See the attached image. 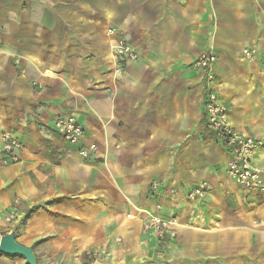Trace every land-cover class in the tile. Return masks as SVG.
Here are the masks:
<instances>
[{
    "label": "crops",
    "instance_id": "0c3cea01",
    "mask_svg": "<svg viewBox=\"0 0 264 264\" xmlns=\"http://www.w3.org/2000/svg\"><path fill=\"white\" fill-rule=\"evenodd\" d=\"M109 28L136 61L117 58ZM209 51L230 123L264 140V0H0V137L22 143L0 167V238L11 209L37 207L16 235L38 264H264V193L228 177L206 129L194 62ZM66 114L84 129L76 146L54 127ZM252 164L264 173V146ZM154 214L176 239L144 231Z\"/></svg>",
    "mask_w": 264,
    "mask_h": 264
},
{
    "label": "built area",
    "instance_id": "2783aa9c",
    "mask_svg": "<svg viewBox=\"0 0 264 264\" xmlns=\"http://www.w3.org/2000/svg\"><path fill=\"white\" fill-rule=\"evenodd\" d=\"M107 35L114 38V52L117 58L123 62L136 61L138 55L128 44L127 40L113 28H109ZM256 51L245 50L244 55L252 59ZM216 54L213 51L204 52L198 56L194 62V68L201 72L205 81V95L203 98L204 118L207 131L213 139L221 142L225 149L231 154V161L227 168L228 177L234 180L238 186L249 192L264 193V183L262 181L263 171L257 169L252 164L253 154L257 149L264 146V140L243 135L235 130L229 120V109L226 104L220 101L218 95L219 82L214 71ZM54 127L62 135L64 140L73 146L81 141L84 129L77 121L74 114L57 116ZM22 149L21 141L4 133L0 137V167L17 165L21 162L19 153ZM80 154L87 158L89 153L82 149ZM156 192L159 184L154 183L151 187ZM208 190V184L202 183L188 193V198L197 201L203 198ZM160 210V207H157ZM19 218L16 209H11L5 216L8 224L14 223ZM176 220L154 214L150 216L144 224V231L152 235L158 243H168L177 237L174 228Z\"/></svg>",
    "mask_w": 264,
    "mask_h": 264
},
{
    "label": "water",
    "instance_id": "95a60500",
    "mask_svg": "<svg viewBox=\"0 0 264 264\" xmlns=\"http://www.w3.org/2000/svg\"><path fill=\"white\" fill-rule=\"evenodd\" d=\"M0 253L6 256H19L27 264H38L34 249L25 247L17 241L15 231L0 238Z\"/></svg>",
    "mask_w": 264,
    "mask_h": 264
},
{
    "label": "rangeland",
    "instance_id": "374dc122",
    "mask_svg": "<svg viewBox=\"0 0 264 264\" xmlns=\"http://www.w3.org/2000/svg\"><path fill=\"white\" fill-rule=\"evenodd\" d=\"M25 216L21 219L18 218V221L16 220L14 223H17L15 224L14 226H12L11 229H15V232H20L21 230H23L24 226L23 225V220H24ZM12 257H19V256H12Z\"/></svg>",
    "mask_w": 264,
    "mask_h": 264
},
{
    "label": "trees",
    "instance_id": "16d2710c",
    "mask_svg": "<svg viewBox=\"0 0 264 264\" xmlns=\"http://www.w3.org/2000/svg\"><path fill=\"white\" fill-rule=\"evenodd\" d=\"M38 212V208L37 207H35V208H33V209H31L28 213H27V215L25 216V218H24V220H23V225H25V223L27 222V220H29L30 219V217L32 216V215H34V214H36ZM2 256H4L2 253H0V257H2Z\"/></svg>",
    "mask_w": 264,
    "mask_h": 264
}]
</instances>
